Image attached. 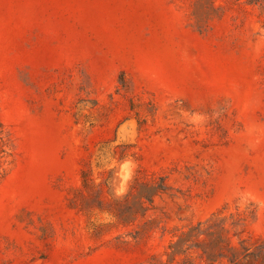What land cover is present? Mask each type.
I'll list each match as a JSON object with an SVG mask.
<instances>
[{
	"label": "rangeland",
	"instance_id": "1",
	"mask_svg": "<svg viewBox=\"0 0 264 264\" xmlns=\"http://www.w3.org/2000/svg\"><path fill=\"white\" fill-rule=\"evenodd\" d=\"M216 216L264 264V0H0V264H208Z\"/></svg>",
	"mask_w": 264,
	"mask_h": 264
},
{
	"label": "trees",
	"instance_id": "2",
	"mask_svg": "<svg viewBox=\"0 0 264 264\" xmlns=\"http://www.w3.org/2000/svg\"><path fill=\"white\" fill-rule=\"evenodd\" d=\"M141 189L134 196L139 208L144 209L145 204L153 203L155 197L165 194L167 187L163 179L154 183H142ZM119 203V202H117ZM239 220H242L239 218ZM224 221L219 217H213L206 222L193 225L188 230H183L177 235V240L170 245L172 252L169 253V259L174 260L176 254H187L188 251L195 250L199 252V258L205 260L208 264L227 259L230 264H238L239 256L243 259L251 256H258L262 246L258 247L259 252L251 251L250 248L241 250L231 247L227 238L224 236ZM232 251L231 255H227L225 251ZM181 264H196L189 259L184 260Z\"/></svg>",
	"mask_w": 264,
	"mask_h": 264
}]
</instances>
